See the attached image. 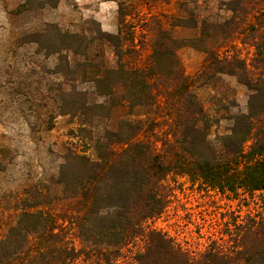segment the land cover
Returning a JSON list of instances; mask_svg holds the SVG:
<instances>
[{
    "label": "trees",
    "instance_id": "1",
    "mask_svg": "<svg viewBox=\"0 0 264 264\" xmlns=\"http://www.w3.org/2000/svg\"><path fill=\"white\" fill-rule=\"evenodd\" d=\"M224 7L229 16L202 21L192 39H176L160 27L144 66L124 60L119 35L96 39L115 47L117 64L109 67L90 59L91 41L58 31L54 53L62 63L55 73L73 80L80 71L92 85L61 84L58 108L78 118V137L93 155L67 149L54 211L42 192L37 203L26 198L16 224L0 239V264H121L139 242L136 264H264V213L238 225L229 248L215 243L200 255L147 225L167 208L172 177L222 195L264 194V0H229ZM180 23L193 27L187 19ZM236 42L253 50L250 59ZM183 45L205 54L194 78L178 57ZM64 52L84 60L72 64ZM221 75L235 77L250 94L247 110L213 140L212 119L194 86Z\"/></svg>",
    "mask_w": 264,
    "mask_h": 264
},
{
    "label": "rangeland",
    "instance_id": "2",
    "mask_svg": "<svg viewBox=\"0 0 264 264\" xmlns=\"http://www.w3.org/2000/svg\"><path fill=\"white\" fill-rule=\"evenodd\" d=\"M229 0H0V239L16 224L24 200L37 203L48 195L54 211V195L63 156L68 148L92 156L78 137L80 122L61 115L60 85L92 90L77 72L67 80L55 73L60 54L54 53L59 30L78 34L89 43V57L97 64L115 67V47L96 40L103 33L119 35L124 60L144 66L151 53L152 38L162 27L179 40L198 35L202 21H223L229 16ZM188 21L193 27L181 26ZM235 49L250 59L253 50L236 42ZM178 57L186 75L194 78L202 69L205 54L183 45ZM73 61L84 58L64 52ZM76 79V80H75ZM212 119L211 139L228 133L233 116L247 110L250 92L235 77L221 75L194 86ZM100 101V98H96ZM105 122H97L98 127ZM169 203L163 214L149 220L155 228L184 249L200 255L215 243L229 248L237 226L249 216L264 213V194L222 195L201 188L187 177L167 180ZM76 244L78 241L75 240ZM123 254L121 264H136L133 253ZM79 264H84L79 261ZM89 264V263H87Z\"/></svg>",
    "mask_w": 264,
    "mask_h": 264
}]
</instances>
